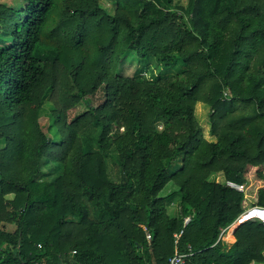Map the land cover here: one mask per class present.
Listing matches in <instances>:
<instances>
[{
	"label": "trees",
	"instance_id": "16d2710c",
	"mask_svg": "<svg viewBox=\"0 0 264 264\" xmlns=\"http://www.w3.org/2000/svg\"><path fill=\"white\" fill-rule=\"evenodd\" d=\"M113 1H0V264H264V223L220 237L264 206V0Z\"/></svg>",
	"mask_w": 264,
	"mask_h": 264
},
{
	"label": "rangeland",
	"instance_id": "374dc122",
	"mask_svg": "<svg viewBox=\"0 0 264 264\" xmlns=\"http://www.w3.org/2000/svg\"><path fill=\"white\" fill-rule=\"evenodd\" d=\"M173 2L184 4L187 2V0H173ZM102 4L109 11H112V12L116 8V3L113 0H102ZM182 67L183 66L181 64H177L176 66L168 70H163V67H161V64L156 59L151 60L150 63H147V64H143L137 59H132L126 62L124 66V72L128 75H135V76L146 75L147 77H157V76L167 74V73H177L178 71H180ZM84 108H85V105L81 103L79 104V106L75 108L74 112L81 111ZM209 111H210V108L207 104H204V103L196 104L195 114L202 127L204 136L209 140H216L217 138L212 133L211 125L208 120ZM40 115H41V121L43 125H46V123L53 121V117L50 112V106L48 103H45V106L42 108ZM97 134H98L97 127L92 125L84 131L83 133L84 140L85 141L89 140L96 145L95 141H96ZM3 146H4V141L0 140V148H2ZM108 163H109V172L111 174V177L113 179H118L119 170L117 166L112 161H110V159L108 160ZM61 171L62 170L60 166H53L51 165V163L48 164V162L47 163L45 162V167L39 177L43 179H53L56 176H58L61 173ZM169 190H170V187H169ZM168 205H169V210L171 211H176L178 209H181V206L179 204V197L168 199ZM8 227L10 229L14 228L13 225H8Z\"/></svg>",
	"mask_w": 264,
	"mask_h": 264
},
{
	"label": "built area",
	"instance_id": "2783aa9c",
	"mask_svg": "<svg viewBox=\"0 0 264 264\" xmlns=\"http://www.w3.org/2000/svg\"><path fill=\"white\" fill-rule=\"evenodd\" d=\"M227 185L238 191H242L244 188L242 184L237 183L232 180H227ZM190 220H191L190 215L184 216V224H187ZM248 220L260 221L264 223V206L253 205V206L248 207L235 219L233 223H231L228 227L223 229L220 237L223 238V236L226 233H228L230 230L235 229L240 224ZM182 232L183 230L180 231L179 233H176V237L179 238ZM147 238L148 240H151L152 238L151 233L149 231H147ZM192 254H194V251L191 245H189L188 250L184 252L179 251L177 249L175 253L169 258L168 264H193L189 259Z\"/></svg>",
	"mask_w": 264,
	"mask_h": 264
},
{
	"label": "crops",
	"instance_id": "0c3cea01",
	"mask_svg": "<svg viewBox=\"0 0 264 264\" xmlns=\"http://www.w3.org/2000/svg\"><path fill=\"white\" fill-rule=\"evenodd\" d=\"M199 104H203V102H198ZM205 104V103H204ZM209 140V139H208ZM217 140V139H216ZM216 140H210V141H216ZM236 229V228H235ZM235 229L233 230H230L228 233H226L224 236H223V240L225 241V243L230 246L234 243L235 241V237H234V231ZM229 235V236H228Z\"/></svg>",
	"mask_w": 264,
	"mask_h": 264
},
{
	"label": "water",
	"instance_id": "95a60500",
	"mask_svg": "<svg viewBox=\"0 0 264 264\" xmlns=\"http://www.w3.org/2000/svg\"><path fill=\"white\" fill-rule=\"evenodd\" d=\"M181 211H182V214L184 216L185 214H184V207L183 206H181Z\"/></svg>",
	"mask_w": 264,
	"mask_h": 264
},
{
	"label": "bare ground",
	"instance_id": "6f19581e",
	"mask_svg": "<svg viewBox=\"0 0 264 264\" xmlns=\"http://www.w3.org/2000/svg\"><path fill=\"white\" fill-rule=\"evenodd\" d=\"M229 236V235H228Z\"/></svg>",
	"mask_w": 264,
	"mask_h": 264
}]
</instances>
